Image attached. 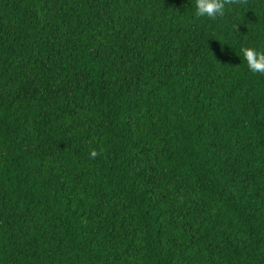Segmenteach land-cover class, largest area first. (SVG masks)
Here are the masks:
<instances>
[{
	"label": "trees",
	"instance_id": "1",
	"mask_svg": "<svg viewBox=\"0 0 264 264\" xmlns=\"http://www.w3.org/2000/svg\"><path fill=\"white\" fill-rule=\"evenodd\" d=\"M193 12L0 0V264H264V0Z\"/></svg>",
	"mask_w": 264,
	"mask_h": 264
},
{
	"label": "clouds",
	"instance_id": "2",
	"mask_svg": "<svg viewBox=\"0 0 264 264\" xmlns=\"http://www.w3.org/2000/svg\"><path fill=\"white\" fill-rule=\"evenodd\" d=\"M238 2L239 0H194L193 15L197 18L215 21L225 15L228 6ZM240 54L251 73L264 75V49L254 45H241ZM98 155L96 150L90 152L93 159Z\"/></svg>",
	"mask_w": 264,
	"mask_h": 264
}]
</instances>
